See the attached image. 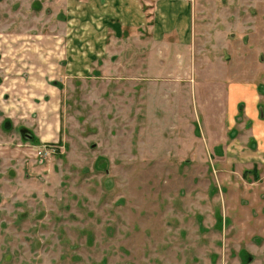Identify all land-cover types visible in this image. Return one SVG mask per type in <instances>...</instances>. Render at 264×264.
<instances>
[{
	"label": "rangeland",
	"instance_id": "obj_1",
	"mask_svg": "<svg viewBox=\"0 0 264 264\" xmlns=\"http://www.w3.org/2000/svg\"><path fill=\"white\" fill-rule=\"evenodd\" d=\"M189 4L159 73L146 33L96 58L92 5L0 0V264H264V0Z\"/></svg>",
	"mask_w": 264,
	"mask_h": 264
},
{
	"label": "crops",
	"instance_id": "obj_2",
	"mask_svg": "<svg viewBox=\"0 0 264 264\" xmlns=\"http://www.w3.org/2000/svg\"><path fill=\"white\" fill-rule=\"evenodd\" d=\"M61 2L65 5L68 3L73 9L71 12L70 10L67 11V14L72 15L77 6L78 18H83L85 14L89 15L86 10L89 9L88 5H92L93 34L102 37L98 40H102L104 48L103 53H97L96 58L98 60H100L102 55L106 56L105 50L113 55L119 54L124 49V45L127 46L129 43L125 39L138 37L143 33L148 35L144 41L141 39L139 41L137 38L135 40L144 43V47L151 53L146 57L147 66L157 69L159 73L170 65L175 68L181 66L183 56L178 54L180 49H185L186 53L190 50V44H192L193 40L194 18L191 13L189 0H153V2L150 0H61ZM143 2L149 4L145 8L146 10L143 8ZM84 28L86 26L82 22L80 27V30H82L81 35L84 33ZM52 47V43L47 42L45 51L52 52ZM174 55H179L176 57L175 63H168L174 59ZM20 64L24 66L28 63L21 61ZM32 67H34V73L29 77L31 78L34 75L36 87L31 89V93L34 96H38L40 91L53 92V89L47 86L46 81L39 77L35 68L44 67L40 65H32ZM40 73L46 74L43 70H40ZM170 81L174 80L170 79ZM237 86L241 88V86ZM231 88L233 90L235 87ZM239 99L246 102H243L242 110L246 109L247 111L248 109V112H246L248 118L254 120L250 107L256 105V100L260 99V95H247V97ZM237 104V102L234 104L236 111ZM255 117L258 118V112H256ZM262 141L264 142V140Z\"/></svg>",
	"mask_w": 264,
	"mask_h": 264
}]
</instances>
